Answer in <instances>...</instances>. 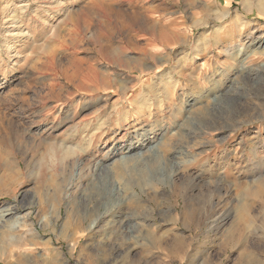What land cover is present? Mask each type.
Instances as JSON below:
<instances>
[{"label": "rangeland", "instance_id": "374dc122", "mask_svg": "<svg viewBox=\"0 0 264 264\" xmlns=\"http://www.w3.org/2000/svg\"><path fill=\"white\" fill-rule=\"evenodd\" d=\"M0 213V264H264V0H0Z\"/></svg>", "mask_w": 264, "mask_h": 264}, {"label": "bare ground", "instance_id": "6f19581e", "mask_svg": "<svg viewBox=\"0 0 264 264\" xmlns=\"http://www.w3.org/2000/svg\"><path fill=\"white\" fill-rule=\"evenodd\" d=\"M160 57V56H159ZM160 60V59H159ZM167 60V59H166ZM161 62V61H160ZM118 79V78H117ZM120 80V79H119ZM120 82H121V80H120ZM122 83H123V81H122ZM128 83V82H127ZM127 85V84H126ZM124 89H125V87H124ZM122 90V89H121ZM127 90V89H126ZM125 90V91H126ZM199 97V96H198ZM194 98V97H193ZM202 100V99H201ZM196 101V100H195ZM199 101V100H198ZM203 102V101H202ZM143 104V103H142ZM145 104V103H144ZM194 104V103H193ZM146 105V104H145ZM197 105V104H196ZM144 106V105H143ZM194 107H196L195 105H194ZM141 108V107H140ZM190 109H192V108H190ZM190 111V110H189ZM125 112V111H124ZM191 114V113H190ZM192 118V117H191ZM188 119V118H187ZM180 124V123H179ZM164 133V132H163ZM142 135V134H141ZM158 137V136H157ZM156 138V137H155ZM161 138L162 137H159V142H160V140H161ZM152 141H153V139H152ZM152 141H148V139H147V141H145V142H143V141H140V140H138V141H136L135 143H133V144H131V145H128V146H126L124 149L126 150V152H127V154H124L123 156H122V158H128V157H131V156H134V153L135 152H143L142 151V149L144 148V147H149L150 146V144L149 143H152ZM161 142H162V140H161ZM165 142V141H164ZM127 143V142H126ZM153 148V147H152ZM161 149V148H160ZM139 150V151H138ZM154 150H155V146H154ZM145 151V150H144ZM159 151V150H158ZM157 151V152H158ZM140 155V154H139ZM146 156V155H145ZM150 156H152L151 154H150ZM149 156V157H150ZM160 156H162V155H160ZM112 157V156H111ZM153 157V156H152ZM157 158V157H156ZM129 159V158H128ZM134 159V158H133ZM139 159H142V158H140L139 157ZM144 159V158H143ZM131 160V159H130ZM129 161V160H128ZM148 161V160H147ZM145 161H143L142 163H144ZM110 164H111V162H110ZM106 165V164H105ZM108 165V164H107ZM144 168V167H143ZM139 169V168H138ZM149 169V168H148ZM151 171V170H150ZM140 172V171H139ZM148 172H149V170H148ZM145 173H147V172H145ZM140 174V173H139ZM150 174V173H149ZM148 175V174H147ZM144 176V175H143ZM149 176V175H148ZM151 176V175H150ZM144 178V177H143ZM149 179L151 178V177H148ZM147 178V179H148ZM153 179V178H152ZM140 180V179H139ZM148 181H150V180H148ZM134 182V181H133ZM146 182V181H145ZM143 183V182H142ZM3 210V209H2ZM5 210H6V208H5ZM9 210H6L5 212H4V214L2 215V216H5V215H8L9 214ZM14 212H15V210H14ZM1 214V213H0ZM1 216V215H0ZM125 216V215H124ZM1 218V217H0ZM2 219V218H1ZM99 220V219H98ZM98 222V221H97ZM94 226H95V223H94ZM129 228V227H128ZM129 230L131 231V229L129 228ZM147 240V239H146Z\"/></svg>", "mask_w": 264, "mask_h": 264}]
</instances>
